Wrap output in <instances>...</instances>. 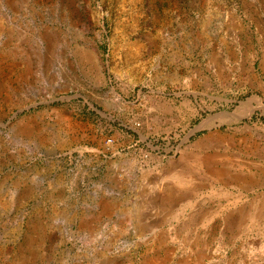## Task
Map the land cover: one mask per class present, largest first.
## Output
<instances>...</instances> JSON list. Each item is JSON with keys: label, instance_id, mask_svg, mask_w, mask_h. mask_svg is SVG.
<instances>
[{"label": "rangeland", "instance_id": "1", "mask_svg": "<svg viewBox=\"0 0 264 264\" xmlns=\"http://www.w3.org/2000/svg\"><path fill=\"white\" fill-rule=\"evenodd\" d=\"M0 264H264V0H0Z\"/></svg>", "mask_w": 264, "mask_h": 264}, {"label": "built area", "instance_id": "2", "mask_svg": "<svg viewBox=\"0 0 264 264\" xmlns=\"http://www.w3.org/2000/svg\"><path fill=\"white\" fill-rule=\"evenodd\" d=\"M106 142H110V139L108 138V139L106 140Z\"/></svg>", "mask_w": 264, "mask_h": 264}, {"label": "bare ground", "instance_id": "3", "mask_svg": "<svg viewBox=\"0 0 264 264\" xmlns=\"http://www.w3.org/2000/svg\"><path fill=\"white\" fill-rule=\"evenodd\" d=\"M247 102H249V101H247Z\"/></svg>", "mask_w": 264, "mask_h": 264}]
</instances>
